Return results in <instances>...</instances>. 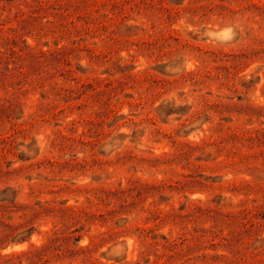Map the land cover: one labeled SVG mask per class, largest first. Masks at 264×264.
Segmentation results:
<instances>
[{
  "label": "rangeland",
  "instance_id": "rangeland-1",
  "mask_svg": "<svg viewBox=\"0 0 264 264\" xmlns=\"http://www.w3.org/2000/svg\"><path fill=\"white\" fill-rule=\"evenodd\" d=\"M0 264H264V0H0Z\"/></svg>",
  "mask_w": 264,
  "mask_h": 264
}]
</instances>
